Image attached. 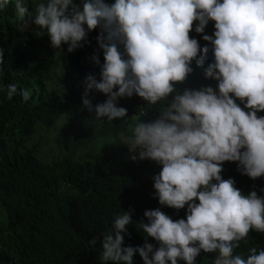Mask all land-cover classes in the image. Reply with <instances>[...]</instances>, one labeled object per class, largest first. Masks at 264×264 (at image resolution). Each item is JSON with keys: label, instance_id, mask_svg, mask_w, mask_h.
Instances as JSON below:
<instances>
[{"label": "clouds", "instance_id": "obj_1", "mask_svg": "<svg viewBox=\"0 0 264 264\" xmlns=\"http://www.w3.org/2000/svg\"><path fill=\"white\" fill-rule=\"evenodd\" d=\"M9 3L0 0V11ZM15 14L22 24L34 16L39 35L46 32L55 49L67 44L69 53L99 29L91 59L100 65L103 51L100 79L88 74L82 95L98 124L127 116L120 98L135 94L147 105L160 104L156 118L136 119L119 142L133 162L161 166L152 177L155 198L161 206L186 208V218L145 210L147 222L138 227L159 246L124 247L133 220L123 211L103 233L101 264H133L136 253L144 264H196L201 252L215 254L214 264H264V246L247 244L250 232L264 234V196L245 194L222 176L223 164L236 162L252 180L264 177V0H41L32 12L16 0ZM210 21L215 30L204 34ZM193 30L205 46L190 37ZM209 53L213 62L205 67ZM3 54L0 48V64ZM193 62L215 87L178 90ZM92 91L107 99L93 105ZM17 94L24 102L32 95L7 85L9 100Z\"/></svg>", "mask_w": 264, "mask_h": 264}, {"label": "trees", "instance_id": "obj_2", "mask_svg": "<svg viewBox=\"0 0 264 264\" xmlns=\"http://www.w3.org/2000/svg\"><path fill=\"white\" fill-rule=\"evenodd\" d=\"M21 2L32 12L41 0ZM15 3L10 0L0 11V48L4 50L0 64V264H101L103 233L123 211L130 212L133 220L124 233L123 246L142 247L147 242L158 247L138 227L137 221L147 222L144 211L161 208L175 220L186 218V208L177 211L159 204L152 177L161 166L150 160L133 162L119 134H130L138 118H156L160 104L147 105L135 94L120 98L118 106L127 109V116L98 124L95 113L83 107L82 95L88 74L100 79L103 51H99L100 65L91 59L98 49L99 29L88 34L89 42L82 48L69 53L63 44L56 53L47 33L39 35L34 16L26 17L24 24L14 20ZM214 30L210 21L204 34ZM202 35L190 33L205 46L208 42ZM211 62L209 53L205 67ZM192 67L193 73L176 86L178 90L216 86L194 62ZM13 83L18 90L31 92L27 102L19 94L7 98V85ZM90 98L93 105L107 99L97 91ZM52 130L49 158L41 154L36 138L45 142L43 132L51 134ZM223 168V178H233L242 192L255 190L264 196V177L252 180L237 170L236 162H225ZM93 238L96 243L90 245ZM247 244L264 246V234L250 232ZM214 255L201 252L196 264H214ZM133 264H144L139 253Z\"/></svg>", "mask_w": 264, "mask_h": 264}, {"label": "rangeland", "instance_id": "obj_3", "mask_svg": "<svg viewBox=\"0 0 264 264\" xmlns=\"http://www.w3.org/2000/svg\"><path fill=\"white\" fill-rule=\"evenodd\" d=\"M15 21L17 20V18L15 17V19H14ZM201 47H203V45H204V43L203 42H201ZM62 47V46H61ZM61 47L59 48V49H55L54 48V50H55V52L57 53V52H59L60 50H61ZM59 57H61L60 55H59ZM44 133V136H46V141L45 142H43L42 140H41V138H39L38 139V137L36 138L37 140H38V143H40V145H39V148H40V151H41V154L42 155H45L46 157H49L50 155H49V153H52L53 151H52V146H51V143L53 142V130H52V133L50 134V133H48V132H43ZM39 151V152H40ZM50 158V157H49ZM53 160L56 162V163H58V162H60L59 161V159L57 158V157H54L53 158Z\"/></svg>", "mask_w": 264, "mask_h": 264}]
</instances>
